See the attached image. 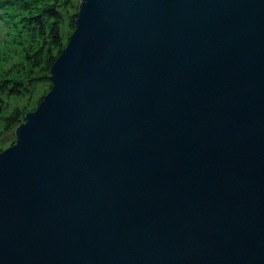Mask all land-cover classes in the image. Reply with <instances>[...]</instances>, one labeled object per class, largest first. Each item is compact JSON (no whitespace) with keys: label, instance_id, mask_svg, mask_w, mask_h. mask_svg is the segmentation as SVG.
<instances>
[{"label":"water","instance_id":"obj_1","mask_svg":"<svg viewBox=\"0 0 264 264\" xmlns=\"http://www.w3.org/2000/svg\"><path fill=\"white\" fill-rule=\"evenodd\" d=\"M0 150V264H264V0H78Z\"/></svg>","mask_w":264,"mask_h":264},{"label":"trees","instance_id":"obj_2","mask_svg":"<svg viewBox=\"0 0 264 264\" xmlns=\"http://www.w3.org/2000/svg\"><path fill=\"white\" fill-rule=\"evenodd\" d=\"M78 0H0L3 33L18 42L22 62L0 72V150L13 143L23 115L50 87L49 68L73 30Z\"/></svg>","mask_w":264,"mask_h":264},{"label":"rangeland","instance_id":"obj_3","mask_svg":"<svg viewBox=\"0 0 264 264\" xmlns=\"http://www.w3.org/2000/svg\"><path fill=\"white\" fill-rule=\"evenodd\" d=\"M22 51L18 42L0 29V72H7L22 62Z\"/></svg>","mask_w":264,"mask_h":264},{"label":"bare ground","instance_id":"obj_4","mask_svg":"<svg viewBox=\"0 0 264 264\" xmlns=\"http://www.w3.org/2000/svg\"><path fill=\"white\" fill-rule=\"evenodd\" d=\"M0 29H1V30H4L5 28H4V26L1 25V26H0Z\"/></svg>","mask_w":264,"mask_h":264}]
</instances>
